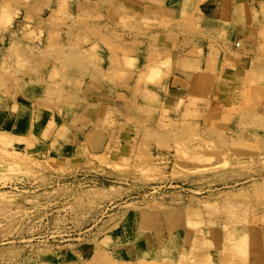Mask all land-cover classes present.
Returning a JSON list of instances; mask_svg holds the SVG:
<instances>
[{
	"label": "rangeland",
	"instance_id": "374dc122",
	"mask_svg": "<svg viewBox=\"0 0 264 264\" xmlns=\"http://www.w3.org/2000/svg\"><path fill=\"white\" fill-rule=\"evenodd\" d=\"M145 1L171 12L158 23L134 15ZM208 1L0 0V264H247L255 254L264 26L258 54H239L227 28L204 19ZM249 1L264 22V0ZM186 61L216 89L171 108L163 96ZM91 88L117 105L90 104Z\"/></svg>",
	"mask_w": 264,
	"mask_h": 264
},
{
	"label": "crops",
	"instance_id": "0c3cea01",
	"mask_svg": "<svg viewBox=\"0 0 264 264\" xmlns=\"http://www.w3.org/2000/svg\"><path fill=\"white\" fill-rule=\"evenodd\" d=\"M141 6L145 7L143 11L134 15L150 22L158 23L171 12L154 1H145ZM203 16L208 23L213 24L210 27L215 33L220 35L227 28L235 52L251 56L258 54L264 22L256 21L249 0H209L203 8ZM215 89L216 77L213 73L200 71L193 63L186 61L172 71L163 99L166 105L176 108L181 99L207 98ZM86 99L90 104H100V109L106 110L117 105L114 102L118 96L115 97L103 88H91ZM249 241L254 246L255 254L246 263L264 264V225Z\"/></svg>",
	"mask_w": 264,
	"mask_h": 264
}]
</instances>
